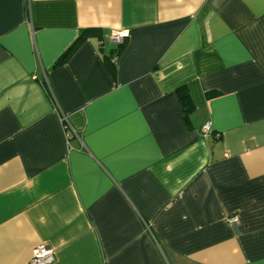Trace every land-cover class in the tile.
Returning a JSON list of instances; mask_svg holds the SVG:
<instances>
[{
	"label": "crops",
	"instance_id": "obj_1",
	"mask_svg": "<svg viewBox=\"0 0 264 264\" xmlns=\"http://www.w3.org/2000/svg\"><path fill=\"white\" fill-rule=\"evenodd\" d=\"M41 244L264 264V0H0V264Z\"/></svg>",
	"mask_w": 264,
	"mask_h": 264
},
{
	"label": "built area",
	"instance_id": "obj_2",
	"mask_svg": "<svg viewBox=\"0 0 264 264\" xmlns=\"http://www.w3.org/2000/svg\"><path fill=\"white\" fill-rule=\"evenodd\" d=\"M128 36V31H113L109 34V38L112 43L116 45H121L126 37ZM111 61L115 62L118 58V54L111 55ZM203 130L206 132L209 130V122L205 123L203 126ZM227 221L231 225H235L237 223V217L232 216L227 219ZM54 260L53 249L47 244H41L35 247L32 250L31 257L27 264H50Z\"/></svg>",
	"mask_w": 264,
	"mask_h": 264
},
{
	"label": "trees",
	"instance_id": "obj_3",
	"mask_svg": "<svg viewBox=\"0 0 264 264\" xmlns=\"http://www.w3.org/2000/svg\"><path fill=\"white\" fill-rule=\"evenodd\" d=\"M92 29L86 28L83 29L78 37L70 44V46L58 57V59L55 61L54 65H58L61 63L66 62L72 54L78 49V47L82 44V42L86 39L87 35L90 34ZM118 46V45H117ZM112 61L110 63H107L108 69L112 76H114V67H113ZM178 98L184 107V111L187 112L189 110V95L186 91L182 90L181 88L177 89ZM207 97H211L216 95L215 92H209L206 94Z\"/></svg>",
	"mask_w": 264,
	"mask_h": 264
}]
</instances>
